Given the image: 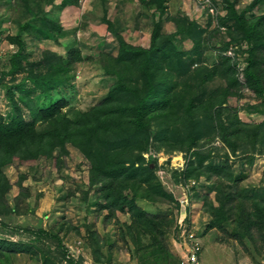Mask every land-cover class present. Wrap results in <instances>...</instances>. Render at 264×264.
Masks as SVG:
<instances>
[{
  "label": "trees",
  "instance_id": "obj_1",
  "mask_svg": "<svg viewBox=\"0 0 264 264\" xmlns=\"http://www.w3.org/2000/svg\"><path fill=\"white\" fill-rule=\"evenodd\" d=\"M15 1L23 9L16 22L19 34L8 36V41L17 45L19 51L11 59L9 72L0 74L3 80L12 76V85L17 89L16 93L12 88L8 91L14 115L7 118L0 113V225L6 226V219L18 208V204L11 207L7 201L14 187L20 191L16 202L30 197V189L24 186L27 175L19 173L13 184L6 168L16 162L45 159L53 161L59 173L64 158L70 155V145L86 159L89 171L87 182L80 183V189L68 193L66 198L79 194L80 202L89 212L95 207L92 212L96 218L104 225L116 226L119 238L129 250H134L140 264H178V258L165 244L177 221L140 205L172 203L174 208L180 207L158 176L157 160L145 158L150 150L164 149L167 154H184L185 168L172 174L177 184L194 183L190 191L195 199L203 201L204 212L210 217L206 232L227 233V227H232L229 234L246 252L251 253L247 245L253 243L260 253L262 248L256 245L264 242V170L261 185L242 184L247 178L244 167L254 166L257 158L264 156V119L260 123H246L239 113L243 110L264 117V0H255L242 11L237 9V0H223L224 13L217 17L218 27L211 31L188 17L175 16L170 19L177 31L167 34L161 22L154 21L148 48L126 40L120 27L105 13L102 20L119 42L117 56L104 51L99 55L103 77L111 78L112 85L104 99L89 110L71 112L65 111L68 103L64 98L38 108L32 93L56 91L59 83L72 77L70 71L74 67L94 60L93 57L84 44L74 43L66 48V57L46 50L33 63L24 52L23 33L38 36L40 41L57 38L63 27L47 13L55 7L76 6L79 0H58V6L57 0ZM143 1L160 18L166 14L167 0ZM255 9L261 10L259 16L251 13ZM178 35L188 37L194 44L193 50L180 51L175 42ZM217 35H224L219 47L212 45ZM103 40L92 36L97 47ZM206 48L220 56L219 64L213 68L200 64L193 69L185 58L200 57ZM230 49H234V56L228 55ZM241 58L245 63L243 69ZM20 73L24 75L16 83L15 77ZM217 78L221 79L220 86L208 89V84ZM3 85L0 81V86ZM245 90L251 93L254 102L244 108L233 106L230 101L242 100ZM38 123L44 127L38 129ZM210 183L214 184L215 198L200 197L197 187ZM119 214L126 215L128 220L121 221ZM88 220L84 224L87 247L93 249L96 264H105L112 257L115 241L112 242L110 234L102 240L91 227L95 221L90 224ZM60 226L61 230L74 229L81 234L70 222ZM37 234L57 240L62 259H67L68 248L61 236L44 230ZM29 252L43 264H64L62 260L53 261L50 250H37L0 236V264H11L17 255ZM67 260L66 264H77L72 258Z\"/></svg>",
  "mask_w": 264,
  "mask_h": 264
},
{
  "label": "rangeland",
  "instance_id": "obj_2",
  "mask_svg": "<svg viewBox=\"0 0 264 264\" xmlns=\"http://www.w3.org/2000/svg\"><path fill=\"white\" fill-rule=\"evenodd\" d=\"M254 1L237 0V9L242 11ZM143 2V0H79L76 6L70 5L64 9L55 7L47 13L49 18L63 27L62 33L57 38L40 41L38 36L33 38L23 33L24 52L33 63L46 50H52L59 56L66 57L68 53L66 48L73 46L74 43L84 44L87 49L86 52L94 59L88 63L78 64L76 68L74 67L70 71L72 77L64 83H59L56 91L49 94L33 92L32 97L36 106L45 108L64 98L68 103L65 108L66 112H71L74 109L87 111L101 102L107 95L113 81L111 78L103 77L104 71L99 61V55L101 51H104L117 56L119 42L114 35L110 34L106 22L102 20L105 13L109 19L114 21L116 27H120V34L126 40L145 48L150 46L154 21H160L167 34L177 31L175 22L170 19L175 16L188 17L203 28L209 27V31H211L218 27L217 17L222 16L224 13L223 0H167V12L160 18L155 9H147ZM58 3V0L55 1V6H58ZM22 10V7L17 5L15 0H0V74L9 72L11 59L19 51L17 45L8 41V36L19 34V27L16 22ZM251 13L259 16L261 10L255 9ZM30 19L33 20V17L31 16ZM26 21L29 20H24V22ZM93 35L104 39L99 42L98 47L92 41ZM223 37L224 35L214 37L212 45L219 47ZM175 42L180 51H191L194 48L193 42L183 35L176 36ZM230 51L228 55L234 56V49H230ZM185 60L192 65L193 69L200 64L213 68L219 64L220 56L212 49L206 48L200 57L187 56ZM240 60L242 62L240 67L243 69L245 63L243 58ZM23 75V73H20L15 77L16 83L21 80ZM11 79L12 76L9 75L3 80L0 75V81L4 85H10L9 87L0 86V113L7 118L14 115L8 91L12 88L13 92H17ZM220 84L221 79L217 78L208 84V89H216ZM31 87L28 88L32 89ZM230 102L235 107L241 106V108H244L249 103L254 102V99L251 93L245 90L242 100L232 99ZM24 114L28 120L31 119L27 116L28 111L26 108H24ZM239 116L246 123H260L264 119L261 115H250L243 110L239 113ZM43 127L44 125L38 123V129ZM68 148L70 155L64 158L62 171L59 173H57L58 166H55L53 161L45 159L23 164L16 162L15 165L6 168V173L13 184L17 182L19 173L27 175L28 179L24 181V186L30 189V197L16 202L15 199L20 192L17 187H14L7 195L9 206L14 207L18 204V208L6 219V226L0 225V236H6L15 242H22L37 250H50L53 252L51 258L55 262L60 263L62 260V263L66 264L67 259L72 258L74 261L76 260L77 264H96L94 251L92 248L87 247V241L84 237L86 233L84 224L86 219H89L88 223L95 221L92 223L94 226L91 227L97 230L102 240L106 238L107 234H110L112 242L115 241L111 253L112 257L111 259L107 258L105 264H140V259L135 255L134 250H129V247L119 238L116 226L111 223L104 225L100 218H96V214L92 212L96 210L95 207L89 212L87 207L80 202L79 194L66 198L68 193H76L82 182H87L89 171V164L80 152L70 145H68ZM57 155L58 153H56ZM145 158L147 160H157V173L161 182L169 192L173 193L180 204L179 208H174L172 203H162L154 207H150L145 202L140 203L143 208L158 216L165 215L169 220L174 219L175 222L177 221L165 238L166 247L174 257L179 259L180 256V235L176 232L178 230L177 226L180 222H185L187 225L192 221V225L197 226V230L203 233L205 248L202 254V264H264V245L261 246L264 242L256 245L262 248L260 253L258 252L259 249H254L253 243H248L247 248L251 251L250 253L246 252L245 247L231 237L229 232L232 231V227H227V233L219 230L205 232L210 217L204 212L203 201L195 199L193 192L190 191L194 184H177L172 174L174 170L179 171L185 168L186 162L183 153L167 154L164 149L160 151L150 150L145 154ZM237 165L238 163L235 166L237 167ZM243 170L247 174L243 186L257 187L261 185L264 156L258 157L254 166L246 165ZM196 191L200 197L210 196L212 199L215 198L213 183L208 184L207 187H197ZM187 203L189 204L187 205ZM119 217L121 221L128 220L126 215L119 214ZM68 222H70L72 228H78L81 234H78L74 229L69 232L66 231V228L64 230L60 229V224H67ZM175 225L177 226L175 227ZM40 230L48 233L53 232L62 237L64 246L68 248L67 259H62L61 248L57 240L39 237L37 233ZM103 246L105 254H108V248L105 247V244ZM254 250L260 255L255 253ZM169 263L172 264V262ZM11 264L43 263L42 260H37L36 256L29 252L17 255Z\"/></svg>",
  "mask_w": 264,
  "mask_h": 264
},
{
  "label": "built area",
  "instance_id": "obj_3",
  "mask_svg": "<svg viewBox=\"0 0 264 264\" xmlns=\"http://www.w3.org/2000/svg\"><path fill=\"white\" fill-rule=\"evenodd\" d=\"M188 204L189 203H187V205ZM178 229L180 235V256L178 264H202V254L204 253L205 248L202 237L203 233L199 232L192 223H187L186 225L185 222H180Z\"/></svg>",
  "mask_w": 264,
  "mask_h": 264
},
{
  "label": "crops",
  "instance_id": "obj_4",
  "mask_svg": "<svg viewBox=\"0 0 264 264\" xmlns=\"http://www.w3.org/2000/svg\"><path fill=\"white\" fill-rule=\"evenodd\" d=\"M190 223H192V221H191ZM193 223H194V222H193ZM194 227H196V228H197V226H194ZM205 232H206V230H205ZM235 264H237V263H235Z\"/></svg>",
  "mask_w": 264,
  "mask_h": 264
}]
</instances>
